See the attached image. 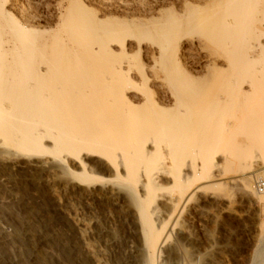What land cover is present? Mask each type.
Returning <instances> with one entry per match:
<instances>
[{
  "label": "bare ground",
  "instance_id": "bare-ground-1",
  "mask_svg": "<svg viewBox=\"0 0 264 264\" xmlns=\"http://www.w3.org/2000/svg\"><path fill=\"white\" fill-rule=\"evenodd\" d=\"M145 1L0 0L5 264H162L198 193L264 201V0Z\"/></svg>",
  "mask_w": 264,
  "mask_h": 264
},
{
  "label": "rangeland",
  "instance_id": "rangeland-1",
  "mask_svg": "<svg viewBox=\"0 0 264 264\" xmlns=\"http://www.w3.org/2000/svg\"><path fill=\"white\" fill-rule=\"evenodd\" d=\"M122 1L130 10H135L137 0ZM165 1L146 0L145 3L155 5ZM224 187L221 192L208 189L198 193L191 203L181 208L182 212L180 211L172 238L170 237L163 248L160 261L162 264L188 263L183 261L184 254H191L195 261H199L198 264H250L258 249L264 255V201L253 199L247 202L233 190L232 184ZM17 205L10 203L9 206L12 207H5L4 210L0 208V213L9 219H13L14 213V216L17 215L16 220H22L23 213ZM13 209L17 213L13 212ZM43 212L36 216L37 219L31 218L38 228L52 219L55 220L52 213ZM33 219L37 220V223ZM104 221L105 219L104 225L119 231L122 236L117 219ZM58 229L60 232L64 231L62 227ZM108 251V264H123L122 256L116 248ZM71 252L69 251L70 254L66 257V263L80 264L79 258ZM0 264L5 263L0 259Z\"/></svg>",
  "mask_w": 264,
  "mask_h": 264
},
{
  "label": "built area",
  "instance_id": "built-area-1",
  "mask_svg": "<svg viewBox=\"0 0 264 264\" xmlns=\"http://www.w3.org/2000/svg\"><path fill=\"white\" fill-rule=\"evenodd\" d=\"M254 186L256 192L264 197V173L254 179ZM184 264H190V263H184Z\"/></svg>",
  "mask_w": 264,
  "mask_h": 264
}]
</instances>
